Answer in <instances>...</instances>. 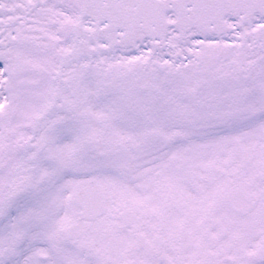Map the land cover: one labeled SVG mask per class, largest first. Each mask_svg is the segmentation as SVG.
Here are the masks:
<instances>
[{
	"label": "snow or ice",
	"instance_id": "obj_1",
	"mask_svg": "<svg viewBox=\"0 0 264 264\" xmlns=\"http://www.w3.org/2000/svg\"><path fill=\"white\" fill-rule=\"evenodd\" d=\"M0 264H264V0H0Z\"/></svg>",
	"mask_w": 264,
	"mask_h": 264
}]
</instances>
